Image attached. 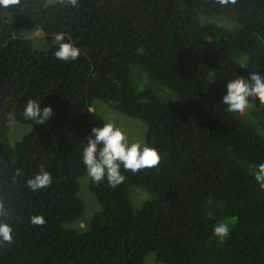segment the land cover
Segmentation results:
<instances>
[{"label": "trees", "instance_id": "obj_1", "mask_svg": "<svg viewBox=\"0 0 264 264\" xmlns=\"http://www.w3.org/2000/svg\"><path fill=\"white\" fill-rule=\"evenodd\" d=\"M38 30L46 48L27 37ZM59 32L80 48L77 60L54 56ZM251 72L264 75V0L0 7V198L13 228L0 264H144L152 253L157 264H264V190L253 175L264 163V106L249 98L239 115L223 104L228 81ZM29 99L52 108L45 124L22 115ZM96 100L147 126L159 167H121L114 188L93 182L83 151L100 127ZM41 167L52 183L32 191ZM85 177L99 204L88 222ZM221 222L231 228L224 243L213 232Z\"/></svg>", "mask_w": 264, "mask_h": 264}, {"label": "clouds", "instance_id": "obj_2", "mask_svg": "<svg viewBox=\"0 0 264 264\" xmlns=\"http://www.w3.org/2000/svg\"><path fill=\"white\" fill-rule=\"evenodd\" d=\"M67 4L76 7L78 0H66ZM221 6L229 3L236 4L237 0H215ZM21 0H0V7L5 9L19 6ZM65 3V0H60ZM65 33H54L53 43L58 45L54 56L60 61H75L81 55L80 48L74 46L70 38L65 42ZM143 53V49H138ZM259 99L261 106H264V75L257 72H251L248 79L237 76L227 83V94L223 97V104L227 105V110L231 113L244 115L246 111L255 104L250 101ZM22 115L37 124H45L53 115L51 107H44L41 110V104L33 99L26 103ZM12 119V116H9ZM92 136L87 139V146L83 151V164L86 167L87 175L93 182L99 184L105 178L111 187H117L125 181V176L121 173V167L124 171H131L136 174L145 169L159 167L162 161L161 153L154 147L147 146L140 141L130 142L129 137L122 128L113 122H104L102 127H94ZM22 175L17 170L15 177ZM255 180L261 190H264V163L256 166L253 173ZM15 182V178H14ZM52 183V175L41 167L39 174L27 180V186L32 191H38L49 187ZM9 217L5 201L0 198V245L11 244L13 241V228L7 221ZM31 223L36 226H43L46 220L43 216H33ZM214 235L220 243L226 242L230 236L231 228L228 222H221L214 226Z\"/></svg>", "mask_w": 264, "mask_h": 264}, {"label": "rangeland", "instance_id": "obj_3", "mask_svg": "<svg viewBox=\"0 0 264 264\" xmlns=\"http://www.w3.org/2000/svg\"><path fill=\"white\" fill-rule=\"evenodd\" d=\"M58 1L60 0H46L47 4H53ZM27 37L34 39L38 45L42 43L43 46L44 44L43 47H45L46 41H44V34H41L40 30L35 31L33 34L29 33ZM43 47L42 49H44ZM90 120L91 122L100 125V127L103 126L104 122H113L127 133L130 142L138 140L146 144L147 126L143 122L130 118L122 113L109 110L105 104L99 100L94 102L91 109ZM14 125H18V123L14 122ZM10 142L13 143L15 141L10 138ZM79 195L84 200L86 207L82 219H85V221L88 222L89 218L99 209V204L89 191V177H85L80 180ZM82 226H84V223ZM144 264H157L155 261V255L153 253L149 254L146 257Z\"/></svg>", "mask_w": 264, "mask_h": 264}]
</instances>
